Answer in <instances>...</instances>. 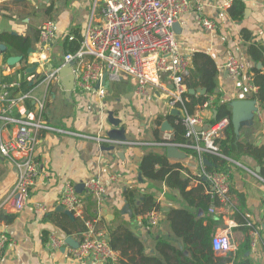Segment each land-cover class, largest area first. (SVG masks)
Here are the masks:
<instances>
[{
    "label": "crops",
    "instance_id": "0c3cea01",
    "mask_svg": "<svg viewBox=\"0 0 264 264\" xmlns=\"http://www.w3.org/2000/svg\"><path fill=\"white\" fill-rule=\"evenodd\" d=\"M225 1L193 0L194 6L199 4L203 7L202 14L195 9L175 23L180 24L179 33H175L176 39L182 52L192 63L194 55L202 53L215 61L219 71L215 94L208 97H214L213 106L203 112L197 106L193 112L203 116L207 124L217 117L215 112L218 103H229L231 106L236 100H253L258 92L257 90L256 94L249 95L246 99L240 97L241 89L224 69L227 57L234 56L245 64L246 73L242 84L251 81L255 85L253 69L259 70V63L264 66L262 61L255 62L249 55L252 46L264 47V0H238L245 5L244 15L239 20L231 17L230 10L225 8ZM92 4L93 0H15L0 5V46L7 47L5 53L0 51V84L6 81L19 83L21 89L16 90L18 94L28 91L26 93L31 95L15 110L16 117L27 119L36 116L42 103L43 115L48 124L65 131L42 133L36 147V160L42 174L32 188L23 211H15L7 202L17 184L18 171L12 161L0 154V232L9 237V244L0 264H91L75 260L69 253V248H72L69 245L58 250L48 247L52 238L66 239L71 236L80 243L81 231L77 226L85 220H90L98 231L105 234L108 241L111 230L131 231L144 244L148 256L157 255L156 245L159 239L167 241L176 249L184 250V241L174 233L168 218L176 209H188L204 217V226L213 227V238L218 232L229 230L237 249L244 240V235L240 231L236 212L224 210L220 206L216 207L215 214H211L209 210L199 211L189 206L178 188H171L164 182L149 181L142 175L140 167L143 157L151 152L166 155L167 147L160 145L158 140H164L167 134L172 139L174 135V130L162 131L163 123L168 121L174 128L173 121L177 122L174 119L176 116L171 115L173 109L162 96V88L165 87V91L166 88L172 89L166 74L161 76L163 87H151L148 97L136 94V83L132 79L114 80L107 73L96 87L105 90L104 98H99L96 93H82L75 88L69 95L59 75L58 78H52L49 84L45 80L44 83L41 82L64 64L66 36L68 33H82L89 22ZM200 15L216 21L215 31H207L201 26ZM48 21L56 23L59 37L46 60L42 61L43 64L31 74L29 70L39 59L38 29ZM245 32L249 35V40ZM5 34L31 39L35 52L31 55L29 53L27 59L16 54L9 44L2 41L1 37ZM11 57H23V60L10 65L8 60ZM40 74L41 78H38ZM27 83L29 89L23 86V91L22 85ZM198 88L204 87L193 89ZM187 89L189 94L190 88ZM207 95L208 92L205 96ZM194 96L204 97L198 94ZM187 100L190 101L188 98ZM255 101L258 112L255 113L253 124L241 127L238 134L235 129L234 132L238 142L250 144L259 151L264 148V109L258 100ZM111 112L121 121L120 127L126 131L125 143L108 136L114 129L109 121ZM179 112L180 116L177 118L180 121L183 112ZM12 129L13 126L8 127L6 137H10ZM225 134L226 132L220 140H226ZM177 148L186 156L183 159L168 158L170 163L183 167L182 178L190 181L187 191L201 188L203 177L198 154L195 156L183 148ZM228 162L232 200L236 206L241 207V198H244V207L238 216H245L257 228L258 237L255 246L252 245L251 257L254 264H264V164L248 153L234 155ZM91 179L100 180L105 188L104 202L101 205L84 189V183ZM67 183L73 184L84 200L83 218L75 217L74 221L59 211L62 207L60 197ZM204 187L201 194L209 195L213 191L208 186ZM148 196H153L161 207V210H156L161 214L157 227H152L147 221L150 212L145 217L137 213V208ZM37 204L43 205L45 210L36 208ZM95 215L97 219L92 220ZM121 259L119 255L116 263L107 264H119Z\"/></svg>",
    "mask_w": 264,
    "mask_h": 264
},
{
    "label": "built area",
    "instance_id": "2783aa9c",
    "mask_svg": "<svg viewBox=\"0 0 264 264\" xmlns=\"http://www.w3.org/2000/svg\"><path fill=\"white\" fill-rule=\"evenodd\" d=\"M15 0H0V5ZM193 0H93L89 22L81 33L79 47L75 52L64 55V64L73 63L75 89L85 94L96 93L99 98L105 97L103 88L97 89L102 76L107 73L114 80L130 78L136 83V94L148 97L149 89H159L162 86L161 76L167 75L172 89L162 88V96L171 109L183 112L180 118L186 128L185 144L174 145L161 143L163 146H176L194 150L199 155L201 176L211 186L213 195L220 202V208L231 211L232 194L230 175L218 172H208L203 154L220 155L218 141L224 135L229 121L221 120L215 124H207L205 118L199 114H188L185 108L187 100L186 79L192 74V61L181 50L176 39L173 26L183 15L193 10L202 14L203 7L196 6ZM235 1L226 0L225 8L232 7ZM201 26L210 32L215 31L217 23L200 15ZM40 48L37 51L43 64L52 46L59 37L56 23L48 21L39 29ZM67 40H76L74 33L67 34ZM35 62V63H36ZM224 69L237 87L241 89L240 97L246 99L256 94L258 88L251 83L242 84L246 73L245 64L234 56H228ZM59 70L45 77L50 83L52 78H58ZM49 77H51L49 79ZM164 85V84H163ZM244 88V89H242ZM20 90L19 83L0 84V154L13 162L17 171V184L7 202L15 211H23L30 197V192L36 186L42 174L36 160V147L42 133L56 131L65 133L48 124L43 115L44 105L40 103L39 113L32 118H17L15 110L31 97L29 93H16ZM21 92V91H20ZM214 97H210L199 107L200 111L208 110L214 104ZM13 126L10 137L5 132ZM100 139V138H99ZM171 140L170 134L164 139ZM84 189L98 200V205L104 202L105 188L100 180L91 179L84 183ZM61 206L73 213L74 217L83 218L84 200L79 196L76 187L67 183L60 197ZM36 208L45 210L43 205ZM217 212L216 207L210 209L211 214ZM161 220L159 211L148 213L147 221L152 227H157ZM86 229L80 233V243L77 249L69 248L70 255L83 263L107 264L116 263L119 253L110 245L102 231H98L93 223L85 222ZM258 233H251L252 245L255 246ZM9 237L0 232V262L2 261ZM213 250L218 255L234 252V244L230 231L222 230L213 238ZM48 247L58 250L67 247L66 239L52 238Z\"/></svg>",
    "mask_w": 264,
    "mask_h": 264
},
{
    "label": "trees",
    "instance_id": "16d2710c",
    "mask_svg": "<svg viewBox=\"0 0 264 264\" xmlns=\"http://www.w3.org/2000/svg\"><path fill=\"white\" fill-rule=\"evenodd\" d=\"M231 17L234 20H239L244 15L245 5L240 1H235L231 8H229ZM76 40L70 42L67 40L65 43V54L75 52L79 47V40L81 39L80 32L75 34ZM249 40V35L246 34ZM2 41L9 44L14 52L25 59L28 58L29 50L33 47L31 39L13 36L2 35ZM249 55L255 62L262 61L264 63V47L261 45L252 46L249 49ZM193 72L185 81L188 88L193 89L202 86L207 89L208 95L204 97H195L187 93V101L185 108L188 114H193L194 108L203 105L210 95H214L217 89L216 78L218 76V69L215 61L209 56L197 53L193 57ZM255 73L254 83L259 88L253 100H258L264 109V71L253 69ZM8 82V81H6ZM4 82V83H6ZM25 89H29V84L22 85ZM25 93L28 91H24ZM18 93L15 91L14 94ZM217 117L210 121V124H215L221 120L227 119L229 126L226 129V140H219L220 155L203 154V159L207 160L210 165L206 168L208 172H218L230 175L228 159H232L234 155L250 154L255 156L262 164H264V148L257 151L250 144L238 142L235 136L234 127L232 124V110L229 103H218ZM174 135L173 138L167 142L166 140L159 139V143L170 144H184L186 142L185 135L186 129L177 117H174ZM187 153H192L197 156L193 150L183 149ZM199 156V155H198ZM141 172L145 179L153 182H164L171 188H178L184 198L188 201L189 206L196 208L200 211L207 212L212 207H219L220 203L213 191L209 195L201 194L204 186L210 184L203 179V186L192 191H187L189 180L183 179L181 171L183 167L179 164H171L166 155H161L156 152L146 154L141 163ZM262 176L264 178V169ZM231 178V175H230ZM132 197H133V193ZM232 194V191H231ZM242 196H239V198ZM197 199V200H196ZM242 206L238 207L232 200L231 211L236 212L239 219L240 231L244 235V240L238 245L235 252H231L225 257L216 256L213 250V227L204 226L205 218L200 217L195 211L188 209L173 210L168 218L171 220V227L174 233L181 237L184 241V250L176 249L170 243L163 239H159L156 245L157 255H146V248L144 244L136 237L131 231L124 230H111L109 242L112 248L121 255L122 259L119 264H254L251 257L252 253V239L251 233L256 231L257 228L251 224V221L244 216H238L244 207V198L242 197ZM133 201V199H132ZM153 210H161L160 205L155 201L153 196L146 197L140 207L137 208V213L144 216ZM97 219L95 215L92 220ZM90 221V220H85ZM85 221L80 222L77 228L82 233L85 229ZM190 253L187 255L186 253Z\"/></svg>",
    "mask_w": 264,
    "mask_h": 264
},
{
    "label": "water",
    "instance_id": "95a60500",
    "mask_svg": "<svg viewBox=\"0 0 264 264\" xmlns=\"http://www.w3.org/2000/svg\"><path fill=\"white\" fill-rule=\"evenodd\" d=\"M179 27L180 24H175L173 26V30L175 33H179ZM0 51L1 53H5L7 51V47L5 45L0 46ZM35 51L33 48L29 50L30 55L33 54ZM23 60V57H11L8 60V63L10 65H15L19 63L20 61ZM42 65L40 62H36L34 66L29 70L30 73H35L37 69ZM73 63H65L60 67L59 70V78L63 86L65 87L66 92L70 95L71 92L75 88V76L73 74ZM258 69L263 70L264 66L262 63L258 64ZM45 72V76H46ZM38 78H41V74L38 75ZM44 78V76H43ZM107 76L104 77V80H106ZM45 79H42L41 82L44 83ZM190 95H200V96H205L207 94V89L205 88H198V89H190L189 90ZM257 101L255 100H236L231 103V108L233 110L232 113V124L234 126L235 132L238 134L239 129L243 126H247L249 124H253V120L255 118V113L258 112V107H257ZM172 116L179 117L180 112L177 109H173ZM217 115V112H215V116ZM216 118V117H215ZM109 121L110 124L114 127L112 131L109 133V138L117 141H122L125 143L127 141V136H126V131L123 127H120L121 121L117 118H115L114 114L111 112L109 114ZM174 128L171 126V124L167 121L163 123L162 126V131L163 132H172ZM166 155L169 159H183L185 158V153L181 152L176 146H168L166 148ZM206 165H208V161H204ZM259 171V169H258ZM59 211L67 215L71 220H75V217L72 212L65 210L63 207L59 208ZM66 243L72 248L77 249L79 247V243L75 241L74 238L66 237Z\"/></svg>",
    "mask_w": 264,
    "mask_h": 264
}]
</instances>
